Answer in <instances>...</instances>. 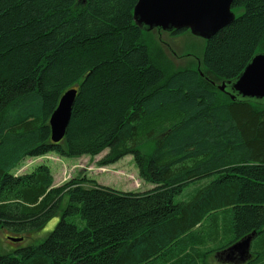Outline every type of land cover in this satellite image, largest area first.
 <instances>
[{
	"label": "trees",
	"instance_id": "1",
	"mask_svg": "<svg viewBox=\"0 0 264 264\" xmlns=\"http://www.w3.org/2000/svg\"><path fill=\"white\" fill-rule=\"evenodd\" d=\"M136 2L0 0V233L23 240L60 213L41 243L0 264H204L253 232L250 258L232 263L264 264V103L218 88L264 52V0H233L242 12L203 39L200 64L178 68L136 25ZM72 87L53 143L49 116ZM103 151L97 165L131 154L152 188L85 175L55 185L46 164L14 174L26 157ZM221 230L231 238L209 248Z\"/></svg>",
	"mask_w": 264,
	"mask_h": 264
},
{
	"label": "water",
	"instance_id": "2",
	"mask_svg": "<svg viewBox=\"0 0 264 264\" xmlns=\"http://www.w3.org/2000/svg\"><path fill=\"white\" fill-rule=\"evenodd\" d=\"M232 2L233 0H137L133 19L136 25L146 30L188 29L193 35L209 39L234 20ZM218 88L232 100L238 98L264 103V52L254 54L235 78L222 81ZM76 95V87L66 90L49 116L50 139L53 143L62 140L67 132ZM254 235V232L246 235L217 255L224 261L235 262V256L242 258L241 262L247 261L251 256L249 251ZM12 240L19 241L22 237Z\"/></svg>",
	"mask_w": 264,
	"mask_h": 264
},
{
	"label": "rangeland",
	"instance_id": "3",
	"mask_svg": "<svg viewBox=\"0 0 264 264\" xmlns=\"http://www.w3.org/2000/svg\"><path fill=\"white\" fill-rule=\"evenodd\" d=\"M242 9H234V16H238ZM160 29V28H159ZM161 30V31H160ZM151 29V35L154 42L160 45L168 58L172 61L175 68L183 67L192 63L199 65L200 56L202 55L204 40L201 37L193 35L189 32L178 36H170L169 31L162 29ZM107 151L90 157H61L55 152L48 153L39 157H26L23 159L14 174L30 172L38 164H46L53 176L54 184L59 185L70 178L78 175H85L92 178L98 184L110 187L119 191L143 192L148 190V186H143L145 183L138 174L137 167L134 164L131 154L125 155L117 162L109 165L99 166L97 161L105 155ZM68 201L67 196L62 201V208L66 206ZM60 219V213L46 222L44 227L37 231L30 232L25 235L20 242H12L8 240L5 234L0 233V253L14 252L17 249L27 247L29 245H37L41 243L46 236L55 228ZM231 236H226L223 230L220 231L221 242L213 245L209 244V248L219 246L227 242ZM212 254V255H211ZM207 257L201 260L204 264H233L230 261L222 259H214L213 253L206 255Z\"/></svg>",
	"mask_w": 264,
	"mask_h": 264
},
{
	"label": "crops",
	"instance_id": "4",
	"mask_svg": "<svg viewBox=\"0 0 264 264\" xmlns=\"http://www.w3.org/2000/svg\"><path fill=\"white\" fill-rule=\"evenodd\" d=\"M143 186L145 187V186H148V188L147 189H150V188H152V185L151 184H149V183H147V182H145L144 184H143ZM193 188V187H192ZM221 251V250H220ZM218 253H219V251H218ZM213 258L214 259H222L220 256H218L217 255V252L213 255ZM224 261V260H223ZM210 264V263H209Z\"/></svg>",
	"mask_w": 264,
	"mask_h": 264
},
{
	"label": "bare ground",
	"instance_id": "5",
	"mask_svg": "<svg viewBox=\"0 0 264 264\" xmlns=\"http://www.w3.org/2000/svg\"><path fill=\"white\" fill-rule=\"evenodd\" d=\"M12 238H16V237H10L11 240H12ZM12 241H14V240H12ZM19 241H21V240H19Z\"/></svg>",
	"mask_w": 264,
	"mask_h": 264
},
{
	"label": "flooded vegetation",
	"instance_id": "6",
	"mask_svg": "<svg viewBox=\"0 0 264 264\" xmlns=\"http://www.w3.org/2000/svg\"><path fill=\"white\" fill-rule=\"evenodd\" d=\"M239 258V256H235V259Z\"/></svg>",
	"mask_w": 264,
	"mask_h": 264
}]
</instances>
